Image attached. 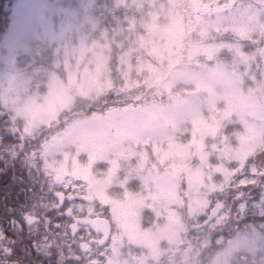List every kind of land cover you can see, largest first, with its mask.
Returning a JSON list of instances; mask_svg holds the SVG:
<instances>
[{
    "label": "snow or ice",
    "instance_id": "snow-or-ice-1",
    "mask_svg": "<svg viewBox=\"0 0 264 264\" xmlns=\"http://www.w3.org/2000/svg\"><path fill=\"white\" fill-rule=\"evenodd\" d=\"M69 17L105 59L76 68ZM26 34L63 99L37 119L0 104V264H171L167 237L143 241L170 215L181 252L264 244V0H49Z\"/></svg>",
    "mask_w": 264,
    "mask_h": 264
},
{
    "label": "rangeland",
    "instance_id": "rangeland-1",
    "mask_svg": "<svg viewBox=\"0 0 264 264\" xmlns=\"http://www.w3.org/2000/svg\"><path fill=\"white\" fill-rule=\"evenodd\" d=\"M49 0H15L12 5L11 22L7 31L2 35L0 41V104L5 107L12 108L18 115L31 113L33 119H37L45 110L51 108L61 102L62 96L57 95L52 98L51 102L45 99V93L40 91L42 85L53 80H59L56 72L53 71L49 63L59 64V61L52 60V52L38 40L26 34L27 28L34 20L40 16L43 5ZM148 5L145 4L143 9H139L133 5L127 9V15L130 17L148 19ZM155 13H152V24L150 30L157 29L159 26L155 23ZM84 20L80 17H69L65 20L67 28H73L67 33L66 43L63 45L65 55H71L76 60V68L85 61L86 56L101 60L107 57L111 52L114 44L108 41L101 43L94 37L99 35L95 27L81 28L75 30L73 26L83 25ZM114 27L109 24L108 28ZM139 23L137 22V28ZM171 35L176 34V29H165ZM127 34V32H126ZM17 36L18 47L14 48L10 53L3 47V43L11 37ZM120 39V37H117ZM10 55H15L17 60L25 58L24 62L17 63L12 74L6 75V61ZM127 55V53H125ZM86 95V89L84 90ZM211 97H204L205 101H210ZM87 102V101H86ZM132 209L129 207V215H132ZM183 230V226L174 217L169 216L168 225L161 230L159 235L146 234L143 241L155 246L157 241L163 237H167L170 244L176 246V250L171 253V264H223V257L230 255L237 249L228 250L218 247L204 255L207 243L204 247L193 252L194 245H189L183 252L179 250V245L183 243L182 239H177L178 233ZM130 231L134 232V225H130Z\"/></svg>",
    "mask_w": 264,
    "mask_h": 264
},
{
    "label": "clouds",
    "instance_id": "clouds-1",
    "mask_svg": "<svg viewBox=\"0 0 264 264\" xmlns=\"http://www.w3.org/2000/svg\"><path fill=\"white\" fill-rule=\"evenodd\" d=\"M223 264H264V244L258 245L255 249L234 251L223 257Z\"/></svg>",
    "mask_w": 264,
    "mask_h": 264
},
{
    "label": "trees",
    "instance_id": "trees-1",
    "mask_svg": "<svg viewBox=\"0 0 264 264\" xmlns=\"http://www.w3.org/2000/svg\"><path fill=\"white\" fill-rule=\"evenodd\" d=\"M15 0H0V41L11 22L12 5Z\"/></svg>",
    "mask_w": 264,
    "mask_h": 264
}]
</instances>
